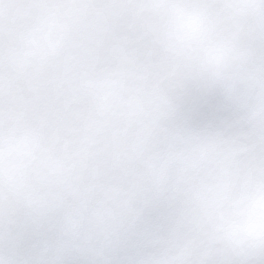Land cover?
Wrapping results in <instances>:
<instances>
[{"label":"snow or ice","instance_id":"snow-or-ice-1","mask_svg":"<svg viewBox=\"0 0 264 264\" xmlns=\"http://www.w3.org/2000/svg\"><path fill=\"white\" fill-rule=\"evenodd\" d=\"M0 264H264V0H0Z\"/></svg>","mask_w":264,"mask_h":264}]
</instances>
